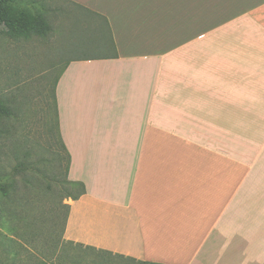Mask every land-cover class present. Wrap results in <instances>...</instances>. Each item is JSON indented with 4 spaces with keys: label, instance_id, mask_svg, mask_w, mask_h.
Segmentation results:
<instances>
[{
    "label": "crops",
    "instance_id": "0c3cea01",
    "mask_svg": "<svg viewBox=\"0 0 264 264\" xmlns=\"http://www.w3.org/2000/svg\"><path fill=\"white\" fill-rule=\"evenodd\" d=\"M113 53L56 87L64 240L135 264H264V0H68Z\"/></svg>",
    "mask_w": 264,
    "mask_h": 264
},
{
    "label": "rangeland",
    "instance_id": "374dc122",
    "mask_svg": "<svg viewBox=\"0 0 264 264\" xmlns=\"http://www.w3.org/2000/svg\"><path fill=\"white\" fill-rule=\"evenodd\" d=\"M23 3L29 8L43 7L55 13L50 15L52 30L44 37L16 41L0 36V99L16 108V118L8 124V139L0 137L4 141H0V199L1 189L10 179L16 177L22 181L25 173H17L16 168L19 162H25L27 153L36 176L43 179L48 174L50 182H58L52 187L60 191L66 161L59 164L58 158L66 159V154L57 129L55 84L69 63L113 53L109 32L101 21L70 1L24 0ZM35 200L43 205L44 196L39 199L36 196ZM47 205L53 206L54 202ZM55 205L64 218L66 212L60 202ZM35 218L28 232L31 237L26 238L31 241L14 236L8 224L0 223V264H135L70 244L61 236L63 221L57 226L46 224L39 210Z\"/></svg>",
    "mask_w": 264,
    "mask_h": 264
},
{
    "label": "trees",
    "instance_id": "16d2710c",
    "mask_svg": "<svg viewBox=\"0 0 264 264\" xmlns=\"http://www.w3.org/2000/svg\"><path fill=\"white\" fill-rule=\"evenodd\" d=\"M23 2L24 0H0V36L11 38L16 41L31 40L34 37H44L52 30L50 15L51 13L54 15V11L46 10L43 7L29 8ZM73 4L76 5L75 3ZM78 7L89 13L97 20L101 21L106 31L109 32L111 38V30L106 18L80 6ZM112 46H114V44H112ZM65 69L63 70V73ZM60 77L58 78L54 88V103L59 135L60 121L56 98V87ZM15 114L16 108H12L8 102L0 99V137L3 135L8 139V130H10L8 129V124L11 123L12 118H16ZM0 141H2L1 138ZM61 143L62 149L66 154V159L59 156L58 161L59 164L66 161V172L65 180L61 182L62 187L59 189L60 191H56V188L52 187V185H58V182H50L48 180V174H44L43 179L36 176L35 168L31 162V156L29 153L25 156V162H21L22 164L19 162L16 168L17 173H25L22 181L14 177L2 187V197L0 199V223L1 225H5V223L8 224L9 231L14 236H21L25 238V240L31 241L26 238L27 236L31 237L28 232L31 231L33 222L36 220L35 212L36 210H39L40 216L46 224L57 226L63 221L61 225V236L64 240V233L70 213V206L65 204L64 201H76L80 199L86 193V188L84 184L72 182L68 179L71 157L62 139ZM15 153L16 154H14V156L17 155L18 151ZM37 174L41 176L40 173ZM21 190L23 194H21ZM36 196L38 199L44 196L43 201L45 204L43 202V205L37 204L38 202L35 200ZM51 202H54L53 206H46L47 203L50 204ZM56 202H60L61 208L65 210L66 213L64 218H62L63 213L56 209ZM18 210H22L23 213L18 212ZM22 232L23 236L21 234ZM11 242L15 243L14 240ZM15 257L17 259L19 255L16 254Z\"/></svg>",
    "mask_w": 264,
    "mask_h": 264
}]
</instances>
